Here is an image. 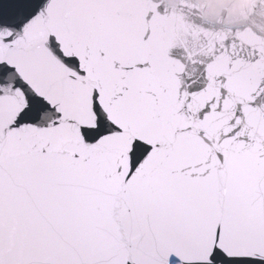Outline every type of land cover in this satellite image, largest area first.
I'll use <instances>...</instances> for the list:
<instances>
[{
  "label": "snow or ice",
  "instance_id": "1",
  "mask_svg": "<svg viewBox=\"0 0 264 264\" xmlns=\"http://www.w3.org/2000/svg\"><path fill=\"white\" fill-rule=\"evenodd\" d=\"M0 264H264V0H0Z\"/></svg>",
  "mask_w": 264,
  "mask_h": 264
},
{
  "label": "water",
  "instance_id": "2",
  "mask_svg": "<svg viewBox=\"0 0 264 264\" xmlns=\"http://www.w3.org/2000/svg\"><path fill=\"white\" fill-rule=\"evenodd\" d=\"M248 2V0H242V3H247Z\"/></svg>",
  "mask_w": 264,
  "mask_h": 264
}]
</instances>
